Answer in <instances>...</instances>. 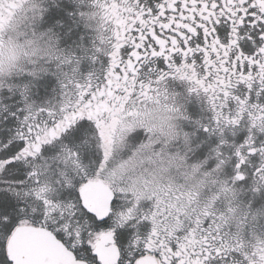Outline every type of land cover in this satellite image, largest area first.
Segmentation results:
<instances>
[{
  "label": "snow or ice",
  "instance_id": "obj_1",
  "mask_svg": "<svg viewBox=\"0 0 264 264\" xmlns=\"http://www.w3.org/2000/svg\"><path fill=\"white\" fill-rule=\"evenodd\" d=\"M15 3L0 28V264H34L26 229L71 264H264V0H95L79 16L109 34L86 71L62 47L76 4ZM192 97L206 119L195 99L184 115ZM97 183L104 211L86 197Z\"/></svg>",
  "mask_w": 264,
  "mask_h": 264
},
{
  "label": "flooded vegetation",
  "instance_id": "obj_2",
  "mask_svg": "<svg viewBox=\"0 0 264 264\" xmlns=\"http://www.w3.org/2000/svg\"><path fill=\"white\" fill-rule=\"evenodd\" d=\"M72 3L77 5V11H85V12H89V11H96L99 13V9H93L90 6L95 2V0H84V7L83 9L80 8L79 6V0H71ZM102 2V0H101ZM53 3V0H45V6H47L48 4ZM18 7V5L15 3V0H0V28H7L9 21L11 19H13V15L18 14L16 13V8ZM75 9V10H76ZM111 17L110 18H114L113 19V24L114 25H119V26H123L124 24L127 23L129 17L127 16H122L120 11H117L115 8L111 9ZM73 15L71 14L70 17L72 18L71 20L68 19V22L66 24H64L62 22V24L64 25L63 27H65L66 29L70 30L72 32V28L73 27H77V32L79 30V33L81 31H83L84 34V39H85V44L90 45L89 49H90V54L88 58H91L94 56V52L93 49L94 47H99L100 46V41H99V37L101 34L107 36L109 33L106 31V29H108L109 25L100 18V16L98 15L96 20L89 22L87 25L81 22V20H78L77 18L73 19ZM81 19V18H80ZM81 25V26H79ZM73 53V52H72ZM74 56H76L75 53H73ZM79 55V54H77ZM103 61V56L102 55H97L96 56V62L94 64V67L99 70L101 67ZM87 67L85 69H82V71H86V70H90L91 67V62H87ZM169 87L176 92L181 93V95L183 96V87H176L175 84H170ZM195 99L196 100V106L197 108L201 109L199 116L197 117L198 119L203 118L206 119L209 115V113L205 110L206 105L205 102L203 100V97L200 98H196V97H192L191 99H184V100H180L178 101L179 103L182 104L183 106V112L184 115H189V110H188V105L192 102V100ZM3 109L0 108V111H2ZM182 124L183 121L182 120H176L174 122V125L176 127H180L182 128ZM168 135V129H164L161 131V135L159 137H157V139H162L165 136ZM103 186L102 183H99ZM212 189L209 188V193H211ZM102 196H105L108 199V193L106 191V189L104 188V190L101 193ZM246 195V194H245ZM241 199H245V196H241ZM223 199L221 198V204L218 205L217 207H223ZM255 230L258 233L264 234V219L259 220L256 225H255Z\"/></svg>",
  "mask_w": 264,
  "mask_h": 264
},
{
  "label": "water",
  "instance_id": "obj_3",
  "mask_svg": "<svg viewBox=\"0 0 264 264\" xmlns=\"http://www.w3.org/2000/svg\"><path fill=\"white\" fill-rule=\"evenodd\" d=\"M104 188L97 183L85 190L88 202L99 211L107 208L108 199L101 195ZM18 240L34 264H71L69 255L49 235L39 229L24 230ZM106 240L105 237L98 241V250L106 262H112L115 258V249L104 247Z\"/></svg>",
  "mask_w": 264,
  "mask_h": 264
},
{
  "label": "rangeland",
  "instance_id": "obj_4",
  "mask_svg": "<svg viewBox=\"0 0 264 264\" xmlns=\"http://www.w3.org/2000/svg\"><path fill=\"white\" fill-rule=\"evenodd\" d=\"M45 9L47 11V6H45ZM74 11H75V13L73 15V19L77 18L78 20H81L82 23H84V20L80 19L79 12L77 11V9L74 10ZM71 19L72 18L69 16V20H71ZM62 26H64V25L62 24ZM79 26H81V25H79ZM37 27H38V25H37ZM72 32L73 33H77V27H73L72 28ZM62 47L66 48V50H68V51H72L73 53L76 54V56H85L86 60H87V58L89 57V54H90V49H89L90 45L85 44L83 31H81L79 33V30H78V35L76 37H74L73 43L69 44V45H66V46H62ZM83 48L87 49L86 53L82 52ZM77 54H79V55H77ZM182 138L183 137L181 135V139Z\"/></svg>",
  "mask_w": 264,
  "mask_h": 264
}]
</instances>
